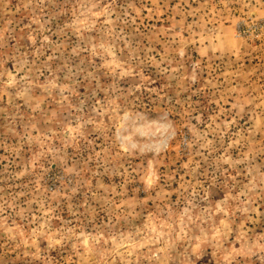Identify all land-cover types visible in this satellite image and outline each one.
<instances>
[{"label": "rangeland", "instance_id": "obj_1", "mask_svg": "<svg viewBox=\"0 0 264 264\" xmlns=\"http://www.w3.org/2000/svg\"><path fill=\"white\" fill-rule=\"evenodd\" d=\"M0 264H264V0H0Z\"/></svg>", "mask_w": 264, "mask_h": 264}]
</instances>
